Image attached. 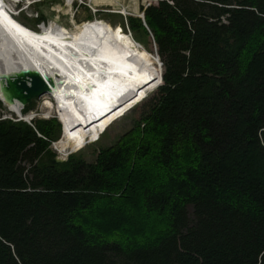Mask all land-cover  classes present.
Instances as JSON below:
<instances>
[{
	"label": "trees",
	"instance_id": "1",
	"mask_svg": "<svg viewBox=\"0 0 264 264\" xmlns=\"http://www.w3.org/2000/svg\"><path fill=\"white\" fill-rule=\"evenodd\" d=\"M142 10L150 31L139 15L116 23L152 34L161 83L143 60L144 78L83 125L69 143L158 84L93 159H54L56 116L0 114V264H264V0Z\"/></svg>",
	"mask_w": 264,
	"mask_h": 264
},
{
	"label": "bare ground",
	"instance_id": "2",
	"mask_svg": "<svg viewBox=\"0 0 264 264\" xmlns=\"http://www.w3.org/2000/svg\"><path fill=\"white\" fill-rule=\"evenodd\" d=\"M71 1L64 0L63 7L72 15ZM7 6L5 0H0V72L28 66L53 77L54 84L42 105L56 107L62 119L63 134L53 142L62 155L65 145L74 137L68 139L70 121L120 97L136 83V76L95 21L74 23L71 29L49 21L40 24L36 31L16 20ZM144 69L145 65L142 78ZM5 104L23 117L35 115L33 111L23 113L18 101Z\"/></svg>",
	"mask_w": 264,
	"mask_h": 264
},
{
	"label": "rangeland",
	"instance_id": "3",
	"mask_svg": "<svg viewBox=\"0 0 264 264\" xmlns=\"http://www.w3.org/2000/svg\"><path fill=\"white\" fill-rule=\"evenodd\" d=\"M5 1L11 9H12V6H14L13 9L18 11L17 12V11L12 9L13 13L17 12V14L14 15L16 20L20 19L23 22L28 23L29 26H27L24 23L23 24L25 26L29 27L30 29H33L36 31H38L37 27L40 24H43V23L48 24L49 21H54L59 25H62V26H65V27L71 29L74 27V23L80 24L79 21H82V20L88 19V18H93V20H86V21H95V22L97 21L99 23V25L101 26V29L104 30L107 33V35L109 36V38L111 39L112 44L115 46V48L117 50V54L121 57V59L124 61V63L129 68H130V66L133 67L136 70V72L138 73L139 78L134 73L136 76L135 81L137 83L143 79L142 78L143 77V67H144L143 60L148 65H150L152 67V71L154 70L155 80H154V76L152 79L155 82L158 81L159 73L157 70V66L150 60V57H149V53H151L156 58V56L153 54V52L155 53V49H154V43H153L151 36L149 38L148 37L145 38V36L142 33H138L137 39H136L133 37L131 31H128V29H127L128 25L126 23H125L126 24L125 30L121 27V25L116 23L119 20H121L122 17L125 20V15H127V14L137 15L139 13L141 6H145L148 3L156 2L157 0H93L92 2H89L86 0H74L73 4L71 6L72 15L69 11H67L63 7L64 0H37V1L17 0L19 2H15L14 0H5ZM31 1H33V2L30 3L29 6H25V2H31ZM89 4L91 6H93L94 9H96V10H93L89 6ZM123 8L125 9V12L123 11ZM58 9H60V10H58ZM137 10H138V12H137ZM30 13H31V15H29ZM36 13H38V14H36ZM39 14H41L42 16L38 17ZM40 19H42V20H40ZM42 21H44V22H42ZM109 21H111L113 23L115 22V24H112ZM37 24H39V25L37 26ZM116 44H119V46L121 47L122 50L117 48ZM158 59H159V61H161L160 58H158ZM160 67L162 68V64L160 65ZM143 82H144V80H143ZM143 82L141 83V85L139 86V88L136 91H134V92H132V93H130V94H128V95H126L120 99V100H123L127 96L138 97L132 103H130L129 105L124 107L122 110H120L115 115L114 120L100 134V137H99V135H96L97 130L99 128V126H98L99 125V119H96V120L92 121L91 123H89L88 125L85 126L84 130L80 133V135L78 136V138L76 140H73L69 143V141L71 140L70 139L68 141L69 145L68 144L65 145L64 152L62 153V155L61 154L60 155L63 157H66L69 152L75 151L79 148L81 153L84 155V157L91 160L95 157L96 149L99 146L108 145V144L113 143L120 134H122L125 130H127L132 125L133 119L138 116L139 112L143 108L141 106V104L146 99H148L150 96H152L155 92V89L157 86L150 91H149V86L141 89ZM148 84H150V82ZM144 94H147V95L141 99V97ZM45 95H46V93L42 94L39 97L34 98L33 108L29 109L26 112L33 111L35 113L34 117L56 116L58 118L56 107L53 106V107L47 108L46 106L42 105V102H43ZM52 102L54 103V100H52ZM112 102H110V103H112ZM118 102H119V100L116 103H114V105H117ZM54 105H56V104L54 103ZM103 108H100V109L98 108L99 109L98 111L94 110L91 113H86V114H84V115H82V116H80L74 120H71L69 124H72V123H76V124L72 125V129H71L72 133H70V134L71 135L74 134V137H75L76 133H78L81 130L83 125L90 118H92V117L96 116L98 113H100L102 111L101 109H103ZM0 114H2V116L7 115L8 117L11 116V117L17 118L16 113H13V111L8 109L6 104H3V103L0 106ZM59 121L61 123V130H62V122H61V120H59ZM61 130H60V135H61ZM93 133H96V134L90 136ZM69 138H70V136H68V139ZM68 139L66 137V140H68ZM88 141H90V142H88ZM51 147L56 152V155L59 154V152L56 150V148H53L52 145H51ZM68 147H69V149H68ZM73 149H75V150H73ZM188 210H189V212H191V210H192L191 205H188Z\"/></svg>",
	"mask_w": 264,
	"mask_h": 264
},
{
	"label": "water",
	"instance_id": "4",
	"mask_svg": "<svg viewBox=\"0 0 264 264\" xmlns=\"http://www.w3.org/2000/svg\"><path fill=\"white\" fill-rule=\"evenodd\" d=\"M149 4V3H148ZM146 28L149 30L145 20H144V14L143 10L138 13ZM151 34V33H150ZM152 36V34H151ZM154 43V49L155 54L158 56V53L156 51L155 42ZM159 64H162V61H159ZM55 74H59L56 72ZM162 79V68L160 70V79L159 83H161ZM59 81L61 82L62 79L59 78ZM54 84L53 77H50L49 75H45L44 73H41L37 68L33 67H19L17 69H14L12 71H2L0 72V100L3 104L6 102L12 103L14 101H18L21 106L23 107L25 104L29 103L32 99L41 96L42 94L49 92L51 90V86ZM17 118H21L27 121H30L34 116L29 117H23L19 113H16ZM58 119H62L57 114ZM3 117H6L3 115ZM63 134V122H62V130L61 135ZM59 136V137H60ZM51 145L54 147L53 141L51 142ZM66 157L61 156L60 154L55 155L54 159L56 161L64 160Z\"/></svg>",
	"mask_w": 264,
	"mask_h": 264
},
{
	"label": "built area",
	"instance_id": "5",
	"mask_svg": "<svg viewBox=\"0 0 264 264\" xmlns=\"http://www.w3.org/2000/svg\"><path fill=\"white\" fill-rule=\"evenodd\" d=\"M33 1H37V0H33ZM33 1H31V2H25V6H29L30 3H32ZM15 2H19V1H15ZM73 2H74V0L71 1V6H72ZM89 6H90L93 10H96V9H94V7L91 6L90 4H89ZM13 8H14V6H12V9H13ZM12 9H10V10L12 11ZM13 10H15V9H13ZM15 11H17V10H15ZM17 12H18V11H17ZM17 12H16L15 14H13V15H16ZM36 14H38V13H36ZM29 15H31V13H30ZM42 22H44V21H42ZM39 24H40V23H39ZM39 24H37V26H38ZM127 29H128V31H130V29H129L128 27H127ZM5 116L8 117L7 115H5ZM10 117H11V116H10ZM12 118H15V117H12Z\"/></svg>",
	"mask_w": 264,
	"mask_h": 264
},
{
	"label": "crops",
	"instance_id": "6",
	"mask_svg": "<svg viewBox=\"0 0 264 264\" xmlns=\"http://www.w3.org/2000/svg\"><path fill=\"white\" fill-rule=\"evenodd\" d=\"M26 24H28V23H26ZM29 25V24H28Z\"/></svg>",
	"mask_w": 264,
	"mask_h": 264
}]
</instances>
